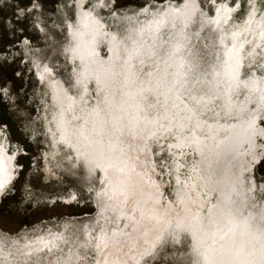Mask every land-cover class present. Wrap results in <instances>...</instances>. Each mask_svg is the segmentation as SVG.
Segmentation results:
<instances>
[{
    "label": "rangeland",
    "instance_id": "374dc122",
    "mask_svg": "<svg viewBox=\"0 0 264 264\" xmlns=\"http://www.w3.org/2000/svg\"><path fill=\"white\" fill-rule=\"evenodd\" d=\"M167 7L170 13L174 8L185 14L191 76L200 70L198 77L207 74L206 67L220 56L217 36L226 46L228 37L237 33L248 49L240 59L239 80L264 78V36L259 31L264 0H0V147L12 156L11 178L0 191V260L8 263L10 256L25 259L27 254L28 264H54L73 250L72 264H92L100 237L113 231L122 235L131 228L125 216L136 217L135 209L126 206L122 213L114 206L115 188L101 167L108 163L96 165L80 147L82 138L89 137L85 127L90 122L92 134L105 133L100 122L108 110L105 72L99 79L89 71L86 80L84 75L88 66L98 70L104 61L116 60L118 42H147L148 32H140L139 25L148 19L143 25L163 26L150 15ZM251 31L256 33L252 36ZM138 60L134 58L133 65ZM141 67L150 68L146 62ZM258 124L264 127V109ZM146 141L138 158L147 167V180L155 182L156 188L151 183L148 188L157 198L154 202L151 196L153 209L178 208L177 187L196 177L197 156L189 146H175L171 134ZM99 155L106 157L104 147ZM251 178L246 208L264 203V151L253 164ZM194 190L213 197L209 188L196 185L189 194ZM101 197L104 203L99 205ZM127 199L121 198L120 205ZM205 209L203 203L201 213ZM204 233L209 235L206 227ZM190 234L167 231L143 262L192 263Z\"/></svg>",
    "mask_w": 264,
    "mask_h": 264
},
{
    "label": "bare ground",
    "instance_id": "6f19581e",
    "mask_svg": "<svg viewBox=\"0 0 264 264\" xmlns=\"http://www.w3.org/2000/svg\"><path fill=\"white\" fill-rule=\"evenodd\" d=\"M179 11L173 8L170 13L167 7L158 15H153L156 11L151 12L150 16L162 20L163 26L143 25L148 20L145 19L139 26H142L140 32H148L147 42L132 40L129 46H121L118 42L120 49L115 54L116 60L104 61V67L98 70L94 66L85 70L84 80L88 71L94 79H99L105 72L108 110L101 116L103 135L92 134L90 122L85 127L89 137L76 141H80L84 154L96 161V165L108 163V166L101 167L115 188L113 200L116 209L125 213V207L131 206L137 215L123 214L131 223L127 233L121 235L113 231L105 239L99 238L101 242L96 244V257L92 264H149L143 262V257L152 256L158 240L171 229L191 233L194 257L190 264H201L195 248L208 249L211 259L227 264L233 260L227 249L233 245H243L246 253L251 254L237 257L241 260H258L264 245L260 238L264 230V203L246 208L250 200L249 188L253 186V164L264 151V127L258 124L264 109V78L257 79L251 75L253 78L239 80L240 59L248 49L237 33L228 37L226 46L225 40L217 36L220 56L206 67L207 74L198 77L200 70L197 77L191 76L189 72L194 65L189 57V26L184 31L186 18L184 12L180 11L178 15ZM214 26L215 22L210 28L214 29ZM260 26L262 34L264 22ZM165 32L166 37L160 40ZM112 39L109 35L110 44ZM184 46L186 53L183 52ZM134 58L140 59L138 65H133ZM145 62L149 69L141 67ZM165 134H171L175 146L191 147L197 160L196 177L188 181L190 186L177 187L178 208L166 205L162 211L159 210L161 207L153 209L151 196H155L154 202L157 198L148 188L151 184L156 188L155 182L147 180L149 172L143 159L138 158V152L145 148L147 137L158 139ZM258 137L263 139V143H257ZM102 147L106 157L99 155ZM11 161L12 156L0 147V180L5 182V186L12 174ZM134 167L137 169L133 170ZM103 179L106 180L105 176ZM196 185L206 190L209 188L212 199L208 198L206 191L202 196L198 190L190 195L189 190ZM99 195L102 194L99 192ZM102 198L98 199L99 205L104 203ZM121 198H128L124 205L119 203ZM203 203L206 205L205 213L200 211ZM105 209L107 211V205ZM205 227L208 236L204 233ZM222 244L224 250H221ZM5 254L12 255L9 251ZM75 255L73 250H69L66 257L54 264H72ZM26 257L27 254L25 259L10 256L6 258L8 263L0 260V264H28L29 258Z\"/></svg>",
    "mask_w": 264,
    "mask_h": 264
},
{
    "label": "snow or ice",
    "instance_id": "6c2138e0",
    "mask_svg": "<svg viewBox=\"0 0 264 264\" xmlns=\"http://www.w3.org/2000/svg\"><path fill=\"white\" fill-rule=\"evenodd\" d=\"M231 9H225V11H230ZM262 36H264V33H262ZM183 66V65H182ZM235 74V73H234ZM5 187V182L3 180H0V190H3ZM246 227V225H245ZM231 231V229H229ZM261 240L264 242V230L261 231ZM221 241H223V237H221ZM213 243H215V239L213 240ZM221 250H224L223 244L221 245ZM194 251L198 256L201 257V264H226L224 261H216L210 258L209 256V250L204 249L203 251L200 248H195ZM230 255L233 256V260L227 262V264H264V245H262L259 259H237V257H240L242 255H251L250 253H246L243 245L236 246L233 245L231 248L227 249Z\"/></svg>",
    "mask_w": 264,
    "mask_h": 264
}]
</instances>
